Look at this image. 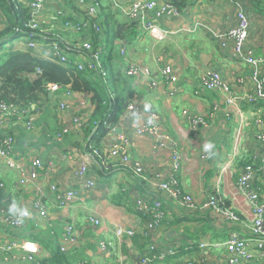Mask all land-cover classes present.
I'll return each mask as SVG.
<instances>
[{"label": "crops", "instance_id": "crops-1", "mask_svg": "<svg viewBox=\"0 0 264 264\" xmlns=\"http://www.w3.org/2000/svg\"><path fill=\"white\" fill-rule=\"evenodd\" d=\"M97 1L109 28L123 26V23L134 25L132 30L135 33L132 32L131 36L126 32L124 40L116 38L100 40L106 63L125 76L123 70L126 67V60L136 61L145 65L150 70L151 77L157 79H160L161 67L169 64L179 77L180 90L170 95L169 92L175 89L163 82L158 89L159 92H156L150 89L149 78L145 76L137 79L127 76L113 77L118 96L123 95L124 101L118 108L119 116L117 115L115 126L103 138L99 148L107 151L120 134L126 135L130 141L129 153L132 159L140 161L152 173L168 170L170 147L156 149L151 136L138 132L140 126L147 121V115L143 111V115L137 116L134 112L126 110V102L133 99L135 106L144 110L150 109L162 117L166 128L176 140L182 159L178 176L181 189L191 193L199 202L213 191L230 198L235 191L238 175L245 164L252 162V156L255 157L256 165L261 164L259 158L262 150L254 137V121H248L241 133L242 142L235 144L233 121L229 117L226 118L222 112L216 113L208 130L199 125L197 132L190 131L183 112L188 111L206 117L213 105L221 108L222 99L214 92L196 94L201 69L215 70L228 81L238 74L247 78L248 68L235 63L217 39L218 34L234 24V10L227 4L216 7L211 0H187L188 6L186 4L181 7L179 18L156 19L151 14L147 19L149 22L178 30L166 39L156 41L144 35L138 20L129 21L123 13L114 9L111 0ZM60 4H63V0H49V9L55 10ZM244 5L250 20L249 44L254 48L255 54L264 56V0H244ZM67 31L69 33L63 34L68 35L66 38L69 41L85 39H82L75 30ZM10 45H13L15 50L22 49L25 41L21 38ZM121 46L128 48L125 58L119 54ZM232 89L238 94L242 93V89L236 86ZM53 98L56 103H53ZM48 99L50 100L48 107L46 105L44 110L36 108L38 122L33 132L26 131L22 125L10 120L0 125V135L8 132L13 136L14 153L24 157V164L27 167L36 157L40 158L44 165L49 160L55 161H51L54 165L53 170L40 180L46 188L44 204L49 209V216L41 219L36 215L31 209L34 191L29 187L21 188L18 185V173L0 161V211L21 210L24 213V224L21 229L7 227L5 229L0 222V231L4 230L18 240L38 242L37 258L48 260V264H135L145 247L144 241L133 238L121 240L115 236L114 227L134 225L138 231L142 230L143 214L137 208L135 199L149 198L148 186L145 182L140 183V179L131 171H123L112 165L103 167L94 158L93 167L99 178L97 190L88 198L78 201L68 211L58 210L48 191L50 185L65 188L73 183L70 165L62 162V155L73 147L85 151L84 146L90 136H86L82 131L73 132L66 135L61 144H52L51 137L58 127L57 109L53 108V105H58L60 93L52 91ZM245 108L264 117V101L254 107L245 104ZM203 153H208L209 157L204 158ZM256 165L252 181L264 201V170ZM98 168H104L105 173L99 174ZM43 171L42 169L41 172ZM242 199L241 196L232 198L233 206L243 209L245 205ZM164 211L166 216L173 220V224L155 230L153 239L155 243L166 249L174 244L181 245L182 242L190 244L196 239L211 242L210 244L219 246L209 247L208 261L210 264H225L226 252L220 244L225 241L229 231H239L238 226L225 231L216 223L211 213L180 214L170 202L164 203ZM89 217L99 219L100 224L86 222ZM206 218L210 220L209 224L205 222ZM66 224L76 227L81 241L75 246L78 248L77 252H73L74 247L65 253L61 252L63 258L58 263L51 258L59 253L64 238L63 227ZM187 233L191 236L187 237ZM99 240L110 242L111 249L101 251L98 248ZM173 263L171 258L165 259L160 256L150 262V264ZM243 264H264V259H254Z\"/></svg>", "mask_w": 264, "mask_h": 264}, {"label": "built area", "instance_id": "built-area-1", "mask_svg": "<svg viewBox=\"0 0 264 264\" xmlns=\"http://www.w3.org/2000/svg\"><path fill=\"white\" fill-rule=\"evenodd\" d=\"M22 2L29 10L30 20L29 27H38L40 23H59V18L70 14V10L60 4L55 10L49 9V0H18ZM62 1V0H59ZM176 0H111L112 7L123 13L129 21L138 20L143 28L144 35L161 41L178 32L170 26L158 25V23L149 22L147 19L152 14L156 19L162 18H179L181 8L175 3ZM216 7L229 5L235 13L234 24L217 35L220 46L228 51L231 59L249 70L247 78L241 74L234 76L230 81L225 80L221 75L212 69H201L199 84L196 94L205 91L214 92L222 99V105L212 106L211 111L207 113V118L184 111V115L189 123L191 132H197L199 125L208 130L218 111L222 112L225 117L232 119L234 124L235 144L242 142L243 129L247 126L249 120L254 121V137L261 145L260 165L252 162L244 165L235 183V191L230 198L221 193H209L203 201H197L191 193L184 192L179 185V174L182 167L181 153L178 149L176 140L165 126L163 118L154 111L144 110L135 106L134 100H128L125 108L134 112L135 115H147V121L143 123L138 132L151 136L153 145L157 149L170 147V161L168 170L163 172H149L140 162L131 158L129 153L130 141L126 135H119L118 139L105 150L84 151L79 148H70L62 155V162L70 165V174L73 183L68 187H57L50 185L48 191L50 197L58 210L68 211L78 201L88 198L89 195L97 190L98 174L93 167L94 158L100 159L101 166H114L123 171H131L136 177L144 181L150 192L149 198H136L135 204L139 211L150 217V221L145 224L144 235L148 236V247L153 249L155 240L152 234L158 227H169L173 220L166 216L164 203L170 202L174 208L181 213H211L216 223L225 231L234 226H238L239 231L231 230L227 233L225 241L220 245L224 247L226 256L225 264H243L251 262L254 259H264V201L262 195L252 181L256 172V166L264 170V117L257 115L255 112L245 108V104H256L264 101V56L257 55L254 48L249 44L248 32L250 20L244 8V0H211ZM78 9L85 12L86 20H82L81 26L66 21L55 28L61 30H88L95 28L96 32H101L99 23H101V9L97 0H74ZM188 6V4H187ZM49 11L51 13L49 14ZM74 14V13H73ZM98 18V20H96ZM54 26V24H50ZM50 27V26H49ZM50 30L49 28L46 29ZM85 37L80 44H74L75 52H68L72 49L61 46L58 42L45 44L42 41L33 38H24L25 45L21 50L35 51L41 49L35 55L43 60L56 63L62 66L74 64L80 70L95 71L103 80L106 79L107 73L103 67L104 50L98 48L93 50L92 37ZM37 44V45H36ZM69 44V42H67ZM128 48L119 47V54L126 57ZM125 76L130 78H149V87L151 90L158 89L163 82L168 83L175 90L170 91V95L178 93L180 90L179 77L169 64H164L160 69V79L152 78L150 70L136 61L126 60V67L123 70ZM242 89L238 94L232 87ZM52 91L60 93V100L57 105V120L59 128L51 137L52 144H61L63 138L73 132H81L92 112V103L89 97L83 94L72 92L68 89L59 91L58 87L50 88ZM111 97L113 95L111 94ZM16 121L29 132H33L38 122V115L35 105L20 106L13 102L0 101V125L6 121ZM112 129V128H111ZM14 138L8 133L0 135V161L9 169L18 173V185L21 188L29 187L34 191L31 202V209L36 215L43 219L48 218L49 209L44 204V195L46 188L40 180L45 177L54 168L49 160L46 165L40 158H33L29 167L24 164V157L14 153ZM204 158L209 157L208 153H203ZM233 157V154L231 153ZM61 161V159H60ZM44 166V168H43ZM44 170L41 172V170ZM222 171V170H221ZM152 173V174H150ZM147 188V189H148ZM241 196L244 202V208L238 209L233 206L232 198ZM228 201V204L225 203ZM176 217V215L174 214ZM0 222L5 229H21L24 224V213L21 210L10 212L2 209L0 211ZM86 222L100 224L99 219L89 217ZM7 227V228H6ZM63 242L59 250L67 252L71 247L80 244L81 237L76 227L72 224H66L64 227ZM138 232L134 225L115 226L114 234L119 239H131ZM199 240L198 249L190 253H182V259L175 260L173 264H210L208 261L209 247L219 246ZM112 247L110 242L105 240L98 241V248L101 251H108ZM39 244L36 241L21 239L18 240L10 233L0 231V264H29L35 262L37 258ZM180 245L174 244L160 253V258L167 259L170 256L181 253ZM187 251V250H186ZM151 258L145 256L135 264H150Z\"/></svg>", "mask_w": 264, "mask_h": 264}, {"label": "trees", "instance_id": "trees-1", "mask_svg": "<svg viewBox=\"0 0 264 264\" xmlns=\"http://www.w3.org/2000/svg\"><path fill=\"white\" fill-rule=\"evenodd\" d=\"M187 2V0L175 1L176 5L180 8L186 5ZM65 7L70 10V14L59 18V23L50 24H54V27H56L66 21H71L73 24L81 26L82 23L79 22L86 20L87 18L85 12L77 8L74 0H65ZM73 13L78 16L74 17ZM102 16L105 15H102L101 13V17ZM29 20V10L22 2L18 0H0V101L8 103L13 102L20 106L35 105V109L39 107L41 110H44L46 105L47 107L50 105V100L48 99L50 93L49 90L54 86L58 87L60 92L68 89L72 92L86 95L89 97L93 108L87 122L82 128V132L86 134V136H90L84 149L85 151L100 150L99 147L101 141L107 135L109 130L115 126L116 120L119 116L118 108L124 101L123 95L122 97L118 96V91L113 82L115 81L113 77H120L123 76V74L121 71L113 69L110 64H107L105 57L103 58V67L107 76L106 79L103 80L95 71H89L86 69L80 70L72 63L67 66H62L38 58L33 55V52L31 53V51H25V49L21 50V48L17 50L13 49V45L10 44H13V42L21 38L29 37L42 41L45 44L58 42L64 47L69 45L72 49H68L67 51L74 53L76 49L74 48V44L78 45L82 41H69L68 38H66L68 35L63 34V32L69 33L67 30L55 28L46 31V29L50 28V24L40 23L38 27L30 28ZM96 20H98V18ZM100 20L101 23H99V27L101 28V32H96L93 27L88 30L78 31V34L81 35L82 39L87 37V34L92 37L93 50L101 48L99 42L102 39L116 38L117 40H124L126 32L131 34V36L135 33L132 30L134 26L133 24L123 23V26L109 28L106 19L102 20L100 18ZM67 42H69V44H67ZM6 44H9L10 46L7 47ZM111 94L113 97H111ZM52 101L53 103L57 102L54 98ZM258 103L252 104V106L254 107ZM53 106V108L57 109V105ZM58 128L59 124L57 129ZM96 159L99 164L100 159L98 157H96ZM248 163H251V161ZM98 173H105L104 168H98ZM140 183H144V181L140 180ZM142 188H144L143 185ZM143 193L144 191L142 194ZM211 193H214V191ZM225 203L228 204V201H225ZM141 216L143 220L142 230L138 231L139 233L132 237L133 240L140 239L144 241L145 247L138 258V261L145 256H148L153 260L165 249L164 247L159 246L158 243L154 244L155 247L153 249L148 247L149 238L144 235V232L146 231L144 226L151 219L147 216ZM205 222L209 224L210 220L206 218ZM186 235H188L187 237L191 236L188 233ZM152 239H154V233L152 234ZM198 242L199 239L192 241L190 244L182 242L179 249L181 253H177L168 258H171V261L177 259L180 260L179 258L182 257L183 252L186 254L197 250ZM77 251L78 248L74 247L73 252ZM58 252L60 254L58 253L51 259L59 263V260L63 258V256H61L60 250ZM47 262L48 260L46 259L36 258L35 262L29 264H48Z\"/></svg>", "mask_w": 264, "mask_h": 264}, {"label": "rangeland", "instance_id": "rangeland-1", "mask_svg": "<svg viewBox=\"0 0 264 264\" xmlns=\"http://www.w3.org/2000/svg\"><path fill=\"white\" fill-rule=\"evenodd\" d=\"M48 24H50V23H48ZM49 29H50V30H53V29H54V26H51V25H50V28H49ZM22 39H23V41H25L24 38H22ZM17 41H18V40H17ZM15 42H16V41H15ZM13 43H14V42H13ZM6 45H7V44H6ZM6 45H5V47H6ZM36 45H37V44H36ZM7 47H8V46H7ZM41 49H42V48H41ZM41 49H39V48H38V49H35V51H33V53H32V52H31V53H32L33 55H37L36 53H39V51H41ZM103 58H104V56H103L101 59L103 60Z\"/></svg>", "mask_w": 264, "mask_h": 264}, {"label": "water", "instance_id": "water-1", "mask_svg": "<svg viewBox=\"0 0 264 264\" xmlns=\"http://www.w3.org/2000/svg\"><path fill=\"white\" fill-rule=\"evenodd\" d=\"M49 95H50V93H49Z\"/></svg>", "mask_w": 264, "mask_h": 264}]
</instances>
